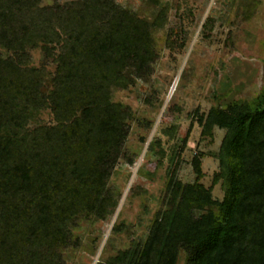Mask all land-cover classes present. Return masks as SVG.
Masks as SVG:
<instances>
[{"label":"trees","instance_id":"16d2710c","mask_svg":"<svg viewBox=\"0 0 264 264\" xmlns=\"http://www.w3.org/2000/svg\"><path fill=\"white\" fill-rule=\"evenodd\" d=\"M43 1L0 0L9 52H0V264H66L61 246L77 242L80 219L104 220L118 207L109 182L134 113L113 91L152 74L153 32L166 20L165 6L149 20L115 0ZM37 43L56 63L52 94L42 70L25 64ZM47 108L54 123L30 127ZM198 122L205 136L226 130L213 180L224 198L202 181L203 153L192 161L196 181L183 182L175 149L146 236L97 264H264V100L213 106Z\"/></svg>","mask_w":264,"mask_h":264},{"label":"rangeland","instance_id":"374dc122","mask_svg":"<svg viewBox=\"0 0 264 264\" xmlns=\"http://www.w3.org/2000/svg\"><path fill=\"white\" fill-rule=\"evenodd\" d=\"M65 1L44 0L43 4ZM115 2L149 20L165 6L166 20L153 32L158 57L152 74L145 79L133 78L129 88L113 91V100L130 106L134 113L109 182L122 195L119 205L107 219H97L94 214L80 219L74 229L77 242L61 246L66 264H97L146 236L156 212L164 207L175 149L181 151L174 162H179L183 182L196 181L192 161L203 153L202 181L207 187L213 186L226 130L215 127L212 136L203 135L198 115L213 106L255 105L264 100V0ZM29 51L31 57L25 64L42 70L44 92L52 94L56 63L41 43L31 45ZM0 52L9 53L3 47ZM52 123L54 115L47 108L30 127ZM157 139L160 143L150 150ZM161 149L167 153L164 158L159 154ZM213 196L224 198L221 182L213 186ZM116 225L124 230L115 232Z\"/></svg>","mask_w":264,"mask_h":264}]
</instances>
